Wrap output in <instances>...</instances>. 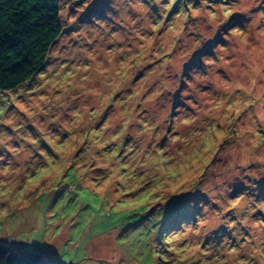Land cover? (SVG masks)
<instances>
[{"label":"rangeland","instance_id":"rangeland-1","mask_svg":"<svg viewBox=\"0 0 264 264\" xmlns=\"http://www.w3.org/2000/svg\"><path fill=\"white\" fill-rule=\"evenodd\" d=\"M62 25L0 90V247L264 264V0H62Z\"/></svg>","mask_w":264,"mask_h":264},{"label":"trees","instance_id":"trees-1","mask_svg":"<svg viewBox=\"0 0 264 264\" xmlns=\"http://www.w3.org/2000/svg\"><path fill=\"white\" fill-rule=\"evenodd\" d=\"M62 34V0H0V90H14L42 70ZM48 263L55 264L39 252L0 247V264Z\"/></svg>","mask_w":264,"mask_h":264},{"label":"bare ground","instance_id":"bare-ground-1","mask_svg":"<svg viewBox=\"0 0 264 264\" xmlns=\"http://www.w3.org/2000/svg\"><path fill=\"white\" fill-rule=\"evenodd\" d=\"M123 49H124V46H123ZM125 50H127V49H125ZM118 69V68H117ZM120 69V68H119ZM124 69V68H123ZM118 71V70H117ZM124 71V70H123ZM161 88V87H160ZM85 104V103H84ZM213 104V103H212ZM254 130V129H253ZM256 130V129H255ZM257 135V134H256Z\"/></svg>","mask_w":264,"mask_h":264}]
</instances>
